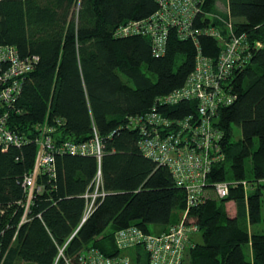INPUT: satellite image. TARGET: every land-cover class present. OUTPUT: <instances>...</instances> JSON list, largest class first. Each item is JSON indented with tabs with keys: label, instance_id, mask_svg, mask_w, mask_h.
<instances>
[{
	"label": "trees",
	"instance_id": "1",
	"mask_svg": "<svg viewBox=\"0 0 264 264\" xmlns=\"http://www.w3.org/2000/svg\"><path fill=\"white\" fill-rule=\"evenodd\" d=\"M197 1L192 27L198 31L180 37L169 26L165 51L155 55L148 35L119 36L116 29L150 17L159 9L156 0H0V44L15 46L21 56L39 57L9 111V126L28 141L0 150L3 264H53L65 243L64 252L72 258L87 247L117 255L116 230L134 225L157 234L178 222L186 209V222L197 226L201 238L191 237L182 264H264V0H223V8L220 0ZM220 18H229L233 33H245L248 44L244 62L223 85L233 99L219 107L214 119L221 132V158L211 162L199 202L188 207L187 192L169 167L140 149L141 130L131 118L152 110L173 121L197 115L195 101L165 104L163 97L184 84L195 66L197 46L217 58L220 38L201 30L215 26L228 39L231 34ZM234 124L241 129L239 138ZM44 125L51 128L55 146L54 175L38 173L40 190L27 220L19 224L22 182L34 166V138ZM94 133L102 142L100 188L105 195L81 222L83 194L93 189L98 160L58 146ZM219 181L229 184L225 197L215 193ZM228 202L234 203L233 215ZM108 226L111 230L103 233ZM122 253L149 264L141 246Z\"/></svg>",
	"mask_w": 264,
	"mask_h": 264
},
{
	"label": "built area",
	"instance_id": "2",
	"mask_svg": "<svg viewBox=\"0 0 264 264\" xmlns=\"http://www.w3.org/2000/svg\"><path fill=\"white\" fill-rule=\"evenodd\" d=\"M156 1L159 9L150 17L124 22L117 27L116 34L148 35L152 40L154 54L160 55L165 51L169 26H174L180 37H187L198 31L192 27V19L199 5L197 0ZM220 20L226 32L231 34L228 39L223 38L215 26H206L201 30L220 38L222 48L217 58L212 60L197 46L195 66L184 84L163 97L165 104H175L180 100L195 101L197 115L189 114L173 121L152 110L131 118V123L141 130L138 141L140 149L147 157L169 167L177 183L187 192L188 207L199 202L211 162L221 158V132L214 125V119L219 107L233 99L223 85L233 68L244 62L243 56L248 44L245 33H233L229 18ZM38 59L36 54L21 56L15 46L0 44V150L28 141L26 136L9 126V111L21 92L24 76L34 69ZM50 130L44 125L42 133L34 138L37 144L35 161L22 182L25 195L21 203L23 214L19 224L27 220L34 194L40 190V185L36 183L38 173L46 171L50 176L54 175L55 146L48 133ZM58 149L73 154L93 155L98 160V170L92 181L93 189L83 194L86 206L82 222L93 209L97 198L105 195L100 188L102 142L98 134L94 133L92 137L82 141L64 140ZM243 184L246 183L243 181ZM228 188L227 181H219L214 186L218 197H225ZM186 213L187 209L178 222L157 234L145 232L134 225L116 230L115 246L121 252L113 256L105 255L95 247H87L72 258L64 252L65 243L59 247L53 264H137L122 252L138 246L146 251L149 264H182L191 237L198 231L196 225L186 222ZM4 257L5 252L1 251L0 244V264H3Z\"/></svg>",
	"mask_w": 264,
	"mask_h": 264
},
{
	"label": "rangeland",
	"instance_id": "3",
	"mask_svg": "<svg viewBox=\"0 0 264 264\" xmlns=\"http://www.w3.org/2000/svg\"><path fill=\"white\" fill-rule=\"evenodd\" d=\"M223 3H224L223 0H220V1L218 2V5H219L220 8H223V7H224ZM233 127H234V137H235V138H239V137H241V129H240V127L237 126V125H235V124H234ZM263 205H264V202H263ZM226 207H227V211H228V214H229V215H233V214L235 213V208H234V203H233V202H228L227 205H226ZM262 211H263V215H264V208H263ZM262 226H264L263 223H262ZM252 228H253V227H251V230H252ZM110 230H111V227L108 226V227L105 229V231H104L103 233H105V232L107 233V232H109ZM196 238H197V239H200V238H201V234H200V232H198V233L196 234ZM248 248H249V246L246 245V246H245V250H246V252L249 253ZM130 253L132 254V250H131Z\"/></svg>",
	"mask_w": 264,
	"mask_h": 264
},
{
	"label": "crops",
	"instance_id": "4",
	"mask_svg": "<svg viewBox=\"0 0 264 264\" xmlns=\"http://www.w3.org/2000/svg\"><path fill=\"white\" fill-rule=\"evenodd\" d=\"M197 233H198V232H196V233L193 235V237L196 236ZM248 251H249V255H250V257H252V252H251L250 247L248 248Z\"/></svg>",
	"mask_w": 264,
	"mask_h": 264
},
{
	"label": "water",
	"instance_id": "5",
	"mask_svg": "<svg viewBox=\"0 0 264 264\" xmlns=\"http://www.w3.org/2000/svg\"><path fill=\"white\" fill-rule=\"evenodd\" d=\"M83 221H84V220H83ZM83 221H82V222H83Z\"/></svg>",
	"mask_w": 264,
	"mask_h": 264
}]
</instances>
